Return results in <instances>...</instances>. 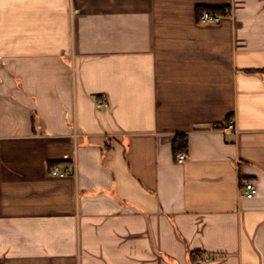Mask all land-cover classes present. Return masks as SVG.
<instances>
[{
	"label": "crops",
	"instance_id": "obj_1",
	"mask_svg": "<svg viewBox=\"0 0 264 264\" xmlns=\"http://www.w3.org/2000/svg\"><path fill=\"white\" fill-rule=\"evenodd\" d=\"M0 264H264V0H0Z\"/></svg>",
	"mask_w": 264,
	"mask_h": 264
},
{
	"label": "built area",
	"instance_id": "obj_2",
	"mask_svg": "<svg viewBox=\"0 0 264 264\" xmlns=\"http://www.w3.org/2000/svg\"><path fill=\"white\" fill-rule=\"evenodd\" d=\"M222 19V16L220 14L217 13H213L210 11H205L201 14L200 17V21L203 24H215V23H219ZM105 105V104H104ZM235 131V126L232 124L230 126H228L227 132L231 133ZM187 159V154H181L180 156H178L177 158V163L182 164L186 161ZM51 175L53 177H58V178H64L67 176V172L63 171L59 166H55L52 171H51ZM257 194V188L256 186L252 183V182H248L245 186V195L247 198H254Z\"/></svg>",
	"mask_w": 264,
	"mask_h": 264
},
{
	"label": "trees",
	"instance_id": "obj_3",
	"mask_svg": "<svg viewBox=\"0 0 264 264\" xmlns=\"http://www.w3.org/2000/svg\"><path fill=\"white\" fill-rule=\"evenodd\" d=\"M225 7H219V8H207L204 10H201L200 13L202 14L203 11H210L213 13H217L220 15H225ZM189 149V141L187 136L185 135H179L177 137V139L173 142L172 145V151H173V156L175 158V160H177L178 156H180L181 154L187 153ZM194 257H197V254L193 255Z\"/></svg>",
	"mask_w": 264,
	"mask_h": 264
}]
</instances>
